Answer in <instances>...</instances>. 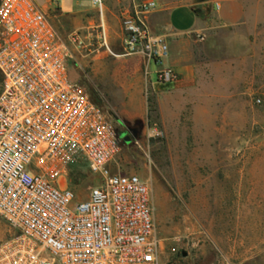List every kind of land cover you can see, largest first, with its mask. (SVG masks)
Returning a JSON list of instances; mask_svg holds the SVG:
<instances>
[{"label":"rangeland","instance_id":"1","mask_svg":"<svg viewBox=\"0 0 264 264\" xmlns=\"http://www.w3.org/2000/svg\"><path fill=\"white\" fill-rule=\"evenodd\" d=\"M132 1L104 0L103 13L93 0L44 6L72 55L71 80L119 130L120 120L129 123L112 172L148 184L161 264H264V26L235 40L232 29H216L195 46L191 91L155 84L146 94L144 60L122 45V12ZM77 33L81 45L71 40ZM150 69L155 83V62ZM121 81L134 85L126 92ZM143 103V116L127 114ZM68 181L85 198L103 178L82 170ZM16 233L0 215V243Z\"/></svg>","mask_w":264,"mask_h":264},{"label":"built area","instance_id":"2","mask_svg":"<svg viewBox=\"0 0 264 264\" xmlns=\"http://www.w3.org/2000/svg\"><path fill=\"white\" fill-rule=\"evenodd\" d=\"M63 1L0 0V215L17 230L0 243V264H161L150 188L137 174L112 172L120 131L71 80L72 55L44 9ZM93 4L103 13L104 0ZM156 6L122 12L124 55L142 56L146 94L179 79L163 66L166 38L148 25ZM71 40L83 43L78 33ZM82 170L103 178L85 198L68 183Z\"/></svg>","mask_w":264,"mask_h":264},{"label":"crops","instance_id":"3","mask_svg":"<svg viewBox=\"0 0 264 264\" xmlns=\"http://www.w3.org/2000/svg\"><path fill=\"white\" fill-rule=\"evenodd\" d=\"M138 0H133L137 3ZM146 1V0H142ZM156 8L148 14V25L153 34L166 38L169 54L164 60V67H171L179 74V79L171 84L170 92L191 91L189 82L193 76L195 46L205 43L216 35V29L233 30L232 39L244 38L249 30L264 26V0H154ZM65 2V3H63ZM73 6V0H64ZM69 2V3H68ZM68 10V9H67ZM181 11V12H180ZM182 15H176V13ZM240 37V38H239ZM124 85V86H123ZM131 85L121 81V89L128 91ZM140 87L139 84H137ZM145 105L127 112L130 117L143 116ZM93 187V186H92Z\"/></svg>","mask_w":264,"mask_h":264},{"label":"flooded vegetation","instance_id":"4","mask_svg":"<svg viewBox=\"0 0 264 264\" xmlns=\"http://www.w3.org/2000/svg\"><path fill=\"white\" fill-rule=\"evenodd\" d=\"M120 126H122V130H119V131H121L125 136H121V137H126V136H128V132H131L130 130H129V123H124V122H122V123H118ZM137 130L138 129H136V131L135 132H137ZM129 137V136H128Z\"/></svg>","mask_w":264,"mask_h":264},{"label":"water","instance_id":"5","mask_svg":"<svg viewBox=\"0 0 264 264\" xmlns=\"http://www.w3.org/2000/svg\"><path fill=\"white\" fill-rule=\"evenodd\" d=\"M120 122L122 123V121H121V120H120ZM120 134H121V135H123V133H122V132H121ZM125 140H126L127 142H128V141H130V137L126 136V137H125ZM182 252H183V255H184V256H186V255H187V252H186L185 250H183Z\"/></svg>","mask_w":264,"mask_h":264},{"label":"bare ground","instance_id":"6","mask_svg":"<svg viewBox=\"0 0 264 264\" xmlns=\"http://www.w3.org/2000/svg\"><path fill=\"white\" fill-rule=\"evenodd\" d=\"M63 3H65V2H63ZM69 3V2H68ZM65 7V6H64ZM70 10L71 9V5L70 4H66V10Z\"/></svg>","mask_w":264,"mask_h":264},{"label":"trees","instance_id":"7","mask_svg":"<svg viewBox=\"0 0 264 264\" xmlns=\"http://www.w3.org/2000/svg\"><path fill=\"white\" fill-rule=\"evenodd\" d=\"M2 79H3V77H2V75H1V73H0V82L2 81Z\"/></svg>","mask_w":264,"mask_h":264}]
</instances>
